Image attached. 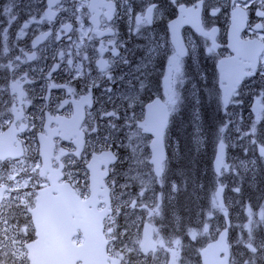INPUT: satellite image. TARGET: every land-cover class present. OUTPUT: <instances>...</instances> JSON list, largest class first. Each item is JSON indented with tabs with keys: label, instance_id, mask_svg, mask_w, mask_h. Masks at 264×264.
<instances>
[{
	"label": "flooded vegetation",
	"instance_id": "af4514ba",
	"mask_svg": "<svg viewBox=\"0 0 264 264\" xmlns=\"http://www.w3.org/2000/svg\"><path fill=\"white\" fill-rule=\"evenodd\" d=\"M12 1L11 17L14 16V19H0V155L9 157L0 160V186L7 183L14 188L15 181L7 180L13 168L20 170L17 179L23 183L33 175L31 168L35 164L40 163L43 167L44 157L39 152L42 143L51 167L57 169L59 164H64L65 167L59 171L71 174L74 177L73 183L80 185L86 181L90 184L92 155L111 153L115 159L108 164L105 177H101L105 171L104 164L92 172L102 181V187L99 185L98 189H106L108 194L110 192L112 208L115 194L122 197L124 202L118 229L116 226L111 227L116 239L112 240L105 235L109 241L106 252L107 249L120 252L125 247L134 248L136 251L125 255L126 262L173 264L172 250L175 249L179 252L175 264H203L201 250L220 231L226 229L229 264H233V261L234 264H244V261L264 264V247H261L264 244V221L256 229V243H252L260 251L254 259H248L249 249L244 245L245 237H239L235 227V223L243 224L246 221V212L237 210V206L232 214L229 207L230 215H227L223 225L219 223L217 235L205 240L198 238L194 241L189 238L188 228L181 221L188 212L173 211L170 204L166 205L167 209H159L160 216L155 224L160 233L147 221H143L140 227L128 226L129 220L125 219L132 218L137 212L130 205L132 201L146 203L149 199L155 200L157 194L165 192L167 200L171 202L172 181L168 180L164 185L162 173L156 176L148 161L142 165L136 163L131 154L128 156V152L121 148L123 137L133 127H136L137 134L150 138L138 126L144 116V106L157 97L161 100L163 96L169 97V58L175 52L171 40L173 25L179 28L184 49V55L180 57L182 80L179 89L183 88L189 69H192L203 76V83L213 94H217L221 102L220 84L228 87L229 75L220 81V70L230 74L238 63L236 42L253 41L257 45L264 42V28L256 27L257 24H264V18L257 15L258 11H264V0H238L237 11L243 14L238 28L234 0H57L51 9L49 0H37L36 12L24 4L25 0ZM245 2L247 7L244 6ZM108 3L112 6L110 12L105 6ZM89 4L95 7H89ZM197 4L198 19L188 20L182 8H192ZM148 7H153L152 23L137 28L135 17L143 14ZM49 11L54 13L51 19L45 15ZM26 23L27 27H24ZM65 24L71 27L65 30ZM44 33L47 35L37 40ZM193 52L197 53V57L189 56ZM29 56L34 58L28 59ZM222 60L227 64L223 65ZM100 62H106V68L102 69ZM3 64L5 67H2ZM243 71L250 74L239 78L229 100L237 97L235 105L242 122L248 128L252 123L255 124V143L251 145L246 141V136H240L235 144L238 152L233 156H230V149L225 145L224 168L232 164L233 170L237 168L236 155L248 153L251 146L255 150L253 155L264 161L259 151L264 144V56H257L255 66L250 68L246 65ZM14 81L19 82L24 92L22 98H17V93L12 90ZM114 86L121 91L118 98L113 99L119 103L118 109H112L108 99L104 98ZM142 89L149 92L148 97L141 99L142 112L140 98L135 112L132 106L126 108L129 98L123 102V94H133ZM84 97L88 98L87 103L82 102ZM163 101L167 104V101ZM13 105L22 113L18 120L9 111ZM253 111L259 113V120L253 118ZM106 112L116 113L123 133L114 130L117 134L113 136L104 134L105 130L101 129L96 132L100 126L97 122L108 124V120L102 118ZM13 120L15 123L11 122ZM130 122H134V125ZM10 130L11 139L16 141L10 147L19 155H9L8 146L3 143L9 140ZM133 151L131 149V153ZM252 167V164L248 165V168ZM22 168L27 169L26 174L21 171ZM221 170L216 175V183L222 177ZM142 180L148 183L144 184ZM238 181L239 198L232 200V204L264 207V191L257 179L254 177L255 184L241 177H238ZM29 183L31 185L22 189L20 194L36 190L32 187V181ZM39 183L45 184L44 179L41 178ZM218 184L216 188L223 187V183ZM157 185L162 188L158 189ZM224 185L226 188V183ZM16 196L17 192L13 191L6 193L5 199L0 200V264H16L14 258L5 253L14 251L11 239L21 238L23 234L16 229L23 228L27 222L22 209L17 208ZM98 197L102 198L101 195ZM102 206L101 203L99 207ZM235 213L239 216L236 217ZM5 219L8 220L7 225L3 223ZM146 222L152 226V230L149 238L147 236L143 240L142 225ZM4 228H8V240H4ZM107 228L104 229L105 233ZM239 228L242 231V227ZM177 239L180 241L178 247L173 243ZM140 240L149 247L147 253L139 251L136 241ZM150 245L154 246V251Z\"/></svg>",
	"mask_w": 264,
	"mask_h": 264
},
{
	"label": "snow or ice",
	"instance_id": "6c2138e0",
	"mask_svg": "<svg viewBox=\"0 0 264 264\" xmlns=\"http://www.w3.org/2000/svg\"><path fill=\"white\" fill-rule=\"evenodd\" d=\"M57 0H49V9L53 3ZM109 12L111 11V3L105 5ZM245 7L247 4L245 2ZM89 7H95L94 4H89ZM154 7V6H153ZM153 7H148L146 11L135 17L137 28L142 25H147L152 23V12ZM199 5H193L192 8H182V11L186 14L188 20L195 21L198 19ZM238 10V0H234V11L237 12L235 17L237 28L239 26V21L242 19V12ZM6 12H10L11 9H5ZM48 19H51L54 15L53 12L49 11L45 13ZM257 15L264 18V11H258ZM110 18V17H109ZM14 19V17H13ZM27 27V23L24 25ZM70 25H63L65 30H68ZM256 27L264 28V24H257ZM173 31L175 32V26H173ZM21 34H23V28L21 29ZM47 33L42 34L37 40L42 39ZM205 35H208L205 33ZM35 43V42H34ZM63 55V53H61ZM184 55L183 46L177 44V48L169 58V97L167 104L156 111L151 112L148 119L140 125L145 131L153 132L157 136V141L154 145L158 143L159 138L164 135V129L167 123V116L172 107L177 103L178 96L174 90H172L171 85L177 80V77L181 73L180 57ZM239 61L233 67L229 74V86L227 88L224 102H228V96L234 93V85L239 81L241 75L250 74L243 71L245 65L248 67H254L257 56H264V42L257 45L253 41L244 42L240 45L238 50ZM34 56H29L28 59H33ZM236 59V58H234ZM71 63V61H69ZM101 68H106V62H100ZM111 78V77H110ZM12 90L17 93V98H22L24 96L23 90L20 89L19 82L14 81L11 85ZM127 99V97L125 98ZM23 103V100L21 99ZM83 103L88 102V98H82ZM151 108V106H150ZM9 111L16 115V119H20L21 112H18L13 105L12 109ZM108 116H115V112L105 113ZM15 123V120L11 121ZM224 127H227L225 125ZM224 127L220 128V132L224 131ZM252 134H255V124L250 129ZM78 135V134H77ZM247 135V133L245 134ZM8 146L7 151L9 155H19V153L13 152L10 145L16 143L15 140L11 139V130L9 133V140L3 142ZM255 143V141H253ZM223 149L224 143L221 140L218 146L217 152V165H224L223 161ZM261 156H264V144L259 148ZM40 155L44 157L43 167L40 163L35 164L31 168L32 176H29L27 180L20 183L17 179L19 174L15 168L11 170V174L8 175L7 180L15 181V188L9 187L7 183L0 186V200L5 199L6 193H11L13 191L17 192L16 200L17 208L22 209V214L26 218V223L23 228H17L16 231L22 233L23 235L19 239H11V244L14 251L11 253H5V255H11L16 264H108L111 260V264H131L130 261H125V255L127 253L136 251L134 248L123 249L120 252H113L112 249H107V254L102 250L101 245H107L108 240L104 239V236H109L110 239L115 240L116 237L112 233V228L109 226L107 232H104V220L108 217L109 209H101L99 205L101 201L97 199L102 193L97 192L96 178H90L91 184L87 181L84 185L79 183H73L74 177L71 174H65L59 171L60 168H64V164H59V168L53 169L50 164V158L45 154L43 149V143L39 149ZM63 155V153H61ZM105 160L115 159L111 153L102 154ZM8 155H0V160H7ZM162 156L159 151H154L153 163L156 165V174L160 175L163 170V165L161 163ZM58 162V158H57ZM70 163H72L70 161ZM226 167V165H225ZM25 174L27 169H21ZM63 177V180H62ZM43 178L45 184H40L39 180ZM2 179V178H0ZM29 181H32V187L36 189L35 191L23 192L24 188H27ZM50 185V186H49ZM102 187V185H101ZM107 190L105 189L104 192ZM217 190L216 196L213 199V207L223 208L222 203H218L217 197L219 192ZM239 191V189H237ZM143 195V192L141 193ZM103 203H107L104 201ZM137 202L132 201L133 207H135ZM143 207L148 208L147 205ZM149 214H159V205L157 204L154 208L149 209ZM251 215V210H249ZM261 219L264 221V209L261 211ZM5 225L8 224V220H4ZM8 228L3 229L4 240H8L7 236ZM191 235L193 238L197 235L195 230H191ZM225 233H221V241L218 242V249L224 252V258L219 261V264H228V246L223 243ZM251 237V230H250ZM147 239V236H146ZM2 243V241H0ZM139 244V251L147 253L149 247L145 246L143 240L136 241ZM163 243L162 241L160 242ZM173 243L178 247L180 241L177 239ZM18 245V247H17ZM247 248L252 252H257V248L249 242ZM152 250L155 248L150 245ZM264 247V244L261 245ZM173 264L179 256V252L175 249L172 250ZM114 257V258H113ZM244 264H249V261H244Z\"/></svg>",
	"mask_w": 264,
	"mask_h": 264
},
{
	"label": "rangeland",
	"instance_id": "374dc122",
	"mask_svg": "<svg viewBox=\"0 0 264 264\" xmlns=\"http://www.w3.org/2000/svg\"><path fill=\"white\" fill-rule=\"evenodd\" d=\"M12 0H0V19L2 20H10L14 16L11 17L13 14L11 6ZM25 5L31 6L33 8H36L37 0H25ZM10 8V12H6L5 9ZM36 11V10H35ZM31 19V18H29ZM28 23L30 21H27ZM189 56L191 57H197V53L193 52L190 53ZM181 66V65H180ZM2 67H5L3 64ZM165 76V75H164ZM168 76V75H167ZM182 80V70L180 75L177 77V80L174 84H172V90H174L178 96L177 103L172 107V110L170 112H173L176 108L178 109L179 106H184V104H188L191 106H196L198 108L197 113L199 112V116L197 115H189L186 120H188L191 123V134L192 139L194 143H197L198 145H201L200 148H198V152L205 153L207 150V146L210 145V140L212 139V148H213V154L215 152V146L216 143L219 141H223L224 145L228 147V150L230 149V156L235 155V152H238V147H235V144L237 140H239V137H247L246 141L250 142L252 145V142L254 140L255 134H252L250 129L253 127V124L250 125L248 128L245 123L242 122L241 117L239 116V109L236 107V101L237 97L232 98L229 101V107L223 108L221 105L220 100L217 97V94H213L209 88L203 83V76L200 74H197L192 69H189V72L187 74V79L183 83V88L180 90L179 85ZM245 92V91H244ZM181 93V96H180ZM121 94V91L117 86H114L113 89L109 92V94L106 93L105 99H108V105H112V109H118L119 103H115L113 99L118 98V96ZM149 92L142 90L134 91L133 94H129V92H126L123 94V98L121 100L124 102L129 98V102H127L126 108H130L131 106L134 107L133 112L137 110V104L138 100L140 98V113L142 112V105L143 100L142 98L148 97ZM166 96V92H165ZM219 96V94H218ZM162 97V96H161ZM163 100L168 101V97H162ZM207 104H210L207 106ZM99 110H101L100 107H98ZM207 110L210 119L215 118V120L211 122L208 119H202L201 114ZM110 113V112H106ZM253 118L255 120H259V113L253 111L252 112ZM261 117V116H260ZM103 119L108 120V124L105 125L104 122H97L98 126L96 128L97 130H105L104 134L108 135H115L117 132L114 130H118L119 132L123 133V130L120 129L122 127V124H120L119 117L112 116L108 117V115H104L102 117ZM100 119H97V121ZM130 124L133 126L134 122H130ZM227 125V127H224ZM104 126H107L106 129ZM224 127V131L220 132V128ZM247 133V135H245ZM210 136V140H206L205 137ZM116 141H118V138L115 136ZM170 139L173 144V151L174 155L177 158L179 156V147L178 144L184 143V137L182 133L179 131L178 127H176L170 136ZM123 145L121 148H124L125 151H127L128 156L131 154V158L134 162L139 164H145L147 163L150 152H149V138L144 137L141 133H136V127H133L131 131L128 132V135H125L122 139ZM240 146V145H239ZM131 149H134V151L131 153ZM250 151L246 154H238L235 157V162L237 163V168L235 170L232 169V164L229 168H224V165L222 167V177L219 179V182L215 184L214 190L218 183H223V191H222V199L224 202L223 208L219 207H213V199H214V190L211 197V204L210 208L203 213L204 218L201 219V215H197V218L195 222L193 223L192 227L188 228V235L189 238L196 241L198 238L206 239L213 235H217L218 233V225L221 223L223 225V222H226L227 215L229 214V207H231L230 213L235 211L234 207L237 206V210L241 209L242 212H246V221L243 224L235 223V227L237 229V232L239 233V237H245L244 239V245H247L249 242L256 243V229L262 225L263 221L261 219V211L264 209V207H261L258 205L257 208H253L252 206H249L248 204H240L239 206L236 204H232V200H237L239 198L238 191L239 189V181L238 177L246 178L250 181V183L255 184L254 177L257 179V181L260 183V186L262 190L264 191V161L261 159H257L253 152L255 150L253 149V146H251ZM214 157V155H213ZM252 164V168H248V165ZM256 165V167H255ZM18 173L20 170L17 171ZM253 177V179H251ZM23 180V176H21ZM116 178V177H115ZM172 181V179H168ZM168 180H165V183H167ZM152 181V180H150ZM20 183H22L19 180ZM142 182L148 183L147 180H142ZM226 183V188H224V184ZM158 184V182H157ZM31 185V183H29ZM219 185V184H218ZM16 186V182H14V188ZM158 189H161V185H157ZM26 189V188H24ZM23 194V193H22ZM21 194V195H22ZM16 202L14 201V204ZM172 202H169L163 194H157L156 198L149 199L146 203L144 202H137L136 206L134 207L137 212L134 213L132 218H128L125 220H129L128 226L133 227H140V224L143 221H147L149 223H152L154 226V230L159 232V227L156 223V220L160 216V213L158 215L149 214V209L154 208L157 204L159 205V209H164L165 205H168ZM123 198L119 197L117 194L114 196L113 201V215H111L108 225L106 227H117L119 226V223L122 221V214L121 211H123ZM147 205L148 208L143 207V205ZM132 205V204H130ZM133 206V205H132ZM225 206V208H224ZM150 207V208H149ZM249 210H251V215L249 214ZM116 214V217L112 219ZM196 215V213H194ZM236 217L239 216L238 213L234 214ZM189 218H191L189 216ZM197 224V225H196ZM156 225V226H155ZM242 227V231H240L239 227ZM191 230H195L197 235L195 238L191 235ZM250 230H251V237H250ZM254 247H257L254 245ZM259 249V247H258ZM247 257L248 259H254L256 255L258 254L257 251L255 253L250 252L247 250ZM243 252V251H242ZM234 264V261H233ZM250 264H253L250 262Z\"/></svg>",
	"mask_w": 264,
	"mask_h": 264
},
{
	"label": "trees",
	"instance_id": "16d2710c",
	"mask_svg": "<svg viewBox=\"0 0 264 264\" xmlns=\"http://www.w3.org/2000/svg\"><path fill=\"white\" fill-rule=\"evenodd\" d=\"M197 110L196 106L188 104L176 108L170 117L164 135L166 159L163 162L162 180L166 185L165 180L172 179L171 210L188 212V215L181 219L183 226L187 228L192 227L197 215L202 216L210 208L212 193L217 181L212 166L214 154L211 145L213 140L210 136H206V140L211 139L210 145L207 146L205 153L198 152L197 149L201 145L193 142L192 126L186 120L191 114L199 116ZM201 118L211 122L216 117L210 119L207 110H205L202 112ZM176 127L184 137V143L178 144L179 156L177 158L174 155L170 139L171 133ZM164 196L167 197V193L164 192ZM164 209H167L166 205Z\"/></svg>",
	"mask_w": 264,
	"mask_h": 264
},
{
	"label": "water",
	"instance_id": "95a60500",
	"mask_svg": "<svg viewBox=\"0 0 264 264\" xmlns=\"http://www.w3.org/2000/svg\"><path fill=\"white\" fill-rule=\"evenodd\" d=\"M173 26H175V32H174L173 36H171V40H172L173 47L176 50L177 44L182 45V41H181L182 39H181V37L179 35V32H178L179 28L176 25H173ZM241 44L242 43H240V42H236L237 51L239 50ZM222 61H223V65L227 64L226 61H224V60H222ZM218 67H219V65H218ZM245 67H246V65H245ZM228 75H229L228 72H224L223 73L222 70H220V81L223 80V79H226V77ZM244 76H245V74H244ZM241 77H242V75L240 76V78ZM238 82L236 84H238ZM229 83H230V81H229ZM220 88H221V91H222V103L226 107L228 102L227 103L224 102V97H225V94H226V91H227L228 87H226V86L224 87V86H222L220 84ZM230 96H228V101L230 99ZM150 106H151V108H150ZM163 106H165V104L159 98H155L151 102L147 103L145 105L144 118L141 121L138 122V126L140 127V125L143 124L148 119V117L151 114V112L156 111L157 109H159V108H161ZM167 120H168V116H167ZM141 130H142L143 133H147V134L151 135V139H150V142H149V150H150L149 163L152 164V168H153L154 174L157 175L156 174V170H155L156 169V165L153 163V155H154V151L158 150L160 155L162 156L161 163L165 160V148H164V143H163V136L160 137L158 143H156L154 145V142L157 141V136L153 132L145 131L142 127H141ZM218 146H219V143L217 145L216 152H215V155H214V158H213V161H212L214 173L216 175L220 172L221 167H222V165L219 166V170H218V165H217V160H216L217 152H218ZM103 153H107V152H102L100 154H93V157H92V160H91L92 168H90V171H91L90 178H96L97 186H96L95 190L97 192H99V193H102L101 194L102 198L97 197V199H99L101 201V203H103L104 201H107L106 204L103 203L104 206L101 209H103V208L109 209V212H108V215H109L111 213V211H112L111 210V206H110L109 194H108L107 191L104 192L105 189L103 191H100L98 189V186L102 184V181L98 179V177H97V175L95 173L94 174L92 173L93 170H98V167L101 164H104L105 165V171L102 173L101 177L102 178L105 177L106 169L108 167V164L110 162L114 161V159L105 160L103 155H102ZM224 157H225V145H224V149H223V159H224ZM91 182L92 181L90 179V184H91ZM222 189L223 188L221 186H218L215 189V195L214 196H216L217 190H221L219 192V196L217 197V201H218V203H222L224 205V202H223V199H222ZM142 228H143V233H144L143 234V240H145L146 236H148V238H149V234H150V232L152 230V226L149 223L146 222V223H144L142 225ZM221 233H225L223 243L228 246V244H227V230L224 229V230L219 232V234L217 235V237L213 241L207 243L205 245V247L201 250L200 254H201V257H202L203 264H219V261L224 258V252L220 251L218 249V242L221 241ZM104 239L108 240L106 238V236H104ZM101 248H102V250H104V252L106 254V245H101ZM108 264H111V262L110 263L108 262ZM228 264H229V248H228Z\"/></svg>",
	"mask_w": 264,
	"mask_h": 264
},
{
	"label": "bare ground",
	"instance_id": "6f19581e",
	"mask_svg": "<svg viewBox=\"0 0 264 264\" xmlns=\"http://www.w3.org/2000/svg\"><path fill=\"white\" fill-rule=\"evenodd\" d=\"M36 8H37V4H36ZM36 8L31 7L32 11H34V12L37 11ZM35 10H36V11H35Z\"/></svg>",
	"mask_w": 264,
	"mask_h": 264
}]
</instances>
